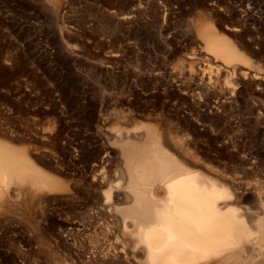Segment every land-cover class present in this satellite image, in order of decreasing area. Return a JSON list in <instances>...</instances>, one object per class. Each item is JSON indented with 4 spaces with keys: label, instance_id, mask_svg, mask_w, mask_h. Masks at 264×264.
<instances>
[{
    "label": "bare ground",
    "instance_id": "obj_1",
    "mask_svg": "<svg viewBox=\"0 0 264 264\" xmlns=\"http://www.w3.org/2000/svg\"><path fill=\"white\" fill-rule=\"evenodd\" d=\"M36 1L50 11L41 21L50 27L13 31L15 18L0 16V66L12 70L0 85L13 95H0V239L10 232L7 239L34 241L37 264H264V43L257 49L260 41L249 43L235 25L201 17L199 49L170 74L184 119L163 108L137 116L129 106L107 142L79 140L71 152L64 131L75 123L57 113L53 89L39 74L46 53L15 40L58 29L76 39L83 33L66 20L78 26L85 17L63 13L77 0ZM144 1L108 0L107 25L98 24L109 62L121 63L123 28L149 11ZM141 70L136 84L158 89L160 76L149 81ZM60 95L68 108L61 111L74 109Z\"/></svg>",
    "mask_w": 264,
    "mask_h": 264
},
{
    "label": "rangeland",
    "instance_id": "obj_2",
    "mask_svg": "<svg viewBox=\"0 0 264 264\" xmlns=\"http://www.w3.org/2000/svg\"><path fill=\"white\" fill-rule=\"evenodd\" d=\"M2 1L3 2L0 0V11L2 12H0V16L5 19H10L11 17L15 18L13 26H11V28L13 27V31H19L21 28H23V30H28L29 28L33 30H30L31 32H34L35 29H44L47 26L50 27L49 24H42L41 22L44 19L43 17L51 16L50 11L41 8L38 1ZM149 1L151 2L149 11L144 15L142 13V16L139 15L133 18L131 23H127L123 28L126 30L123 31V34L126 32V36L123 41L124 44H122L124 45V49H122L123 52H121V63L109 62L108 54H110V50L107 44L108 36L102 32L104 31L102 27L107 25L105 23L109 20V8H107L108 0H79V2L77 0L71 5L72 9L66 8L65 11L63 10V13H68L70 17H73L71 11L74 12V15L76 14L75 17L77 15H83V17H85V23L83 22V25L82 23H78V26L82 25L80 26L81 28L77 25L73 26V24H70L74 20H66V24L69 25L66 26L69 29L72 31L76 29V32L74 31L73 33H83L79 38L73 39V36H68L70 34L66 35V32V34H61L58 29L55 35H53L54 37H49L42 33L37 35L38 37L36 36L33 40L25 42L15 40L20 44L26 43L32 49H39L46 53V55L42 57L43 59H39L40 62L45 65L46 71L45 73L41 71L39 74L43 77L45 83L49 85L50 89H53V96L57 102V113L60 114L61 112L64 114H61V116L65 123H69V125L75 123V125L73 124V129L68 128L64 131V135H66L64 137L68 136L67 138L69 140L65 138L67 141L63 140V142L64 145L71 146L69 147L70 150L73 149L71 152H74L75 144L79 140L85 142L86 146H89V144H92L94 141H98L99 143L107 142L109 136H111L110 134H112L109 132H113V130L110 131V129L115 127L114 122L116 118L122 114L128 113L129 106L132 107L134 105L129 109L131 113L132 110L135 111V113L132 114L137 116H146L148 114H153L155 111L157 113L159 110L161 111L160 108H163V114L167 117L179 116V118L184 119L186 116V107L184 104L178 103L179 100L175 99L176 97H171V95L173 96V94H179L180 92L176 88V84L169 80H172L170 79V74L174 71L177 65L176 62L178 63L180 60L181 62L186 61L187 53L196 52L199 49L200 45L198 39H196L195 25L201 17L206 15L211 16V14L212 16L214 15V18L221 17V19H224L225 22L227 21L229 25H235L232 27H235L238 33L244 36L243 38L249 43H251L252 40L260 41V43L256 42V46H258L257 49L262 47V42L264 43V3L260 4L258 0H145L143 5L148 6L146 2ZM6 6L9 9H6ZM67 9L68 12H66ZM66 14L62 15V13H60V15L68 17ZM99 21L101 22L99 23ZM52 23L55 24V22L50 23L52 29H56L55 27L57 25L55 24L54 27ZM73 23L75 24V21ZM94 24H96V26ZM99 26L101 28H99ZM0 28H2V25H0ZM100 29L101 31H99ZM130 29L132 30L131 33ZM128 32L130 33L129 35ZM134 32L140 35L137 36L139 37L137 40L133 37ZM242 32L243 34L245 32V34H241ZM129 37L132 39H129ZM257 37L259 39H257ZM62 38L65 43L62 41ZM68 40L72 41L70 42ZM66 43L74 46V48H68ZM0 67H2L0 68L1 83L5 84L7 82L5 84L7 86L12 80L10 78L12 70L5 65ZM141 68L143 69L141 70ZM137 69L143 71L141 73L144 75H142L148 80L160 76V82L162 83L159 82V84L162 85L160 86L158 84V89L150 86L147 90L137 85L135 81L136 77L134 76V72ZM6 74H10L8 78H5L7 77ZM161 76H163V78ZM5 79H7V81H5ZM111 80L115 84V88L109 91L111 89L108 87H111V84H113ZM167 81L168 84L166 83ZM2 84L0 85V89ZM5 85L2 86L4 89L2 88L0 90V93H2L0 95L12 97V92L10 93L8 88H5ZM56 87H59L58 89L61 90L60 92L68 94L71 98L70 107H74V109H70L68 113H63L68 108L67 105L63 103V96L60 95V92L57 93L55 91ZM122 88L124 89V94H122ZM169 88L171 90H169ZM241 88H243V86H241ZM262 92L264 93V90ZM124 102L127 106H124ZM137 103L140 104L137 105ZM174 104L182 108V112L178 111ZM118 105H120L119 107L121 108H119ZM116 107L118 110L122 109V112H119ZM137 108L139 110H137ZM115 109L119 112L117 116H115L116 113L114 114V112H116ZM125 110L127 112H125ZM136 112L138 114H136ZM145 113L146 115H144ZM74 135L77 137H74ZM70 140L72 142H70ZM76 153L77 152H75V154ZM79 168L82 169L81 165ZM6 233L4 239H0V264H24V262L25 264L38 263V259L40 258H37L34 254V251H36V244L34 241L28 239H7L11 233Z\"/></svg>",
    "mask_w": 264,
    "mask_h": 264
}]
</instances>
